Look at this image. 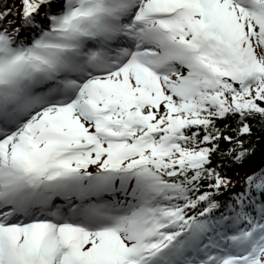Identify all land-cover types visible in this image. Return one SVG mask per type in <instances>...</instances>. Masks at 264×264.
<instances>
[{"label":"snow or ice","instance_id":"snow-or-ice-1","mask_svg":"<svg viewBox=\"0 0 264 264\" xmlns=\"http://www.w3.org/2000/svg\"><path fill=\"white\" fill-rule=\"evenodd\" d=\"M261 142L264 0H0V264H264Z\"/></svg>","mask_w":264,"mask_h":264},{"label":"trees","instance_id":"trees-1","mask_svg":"<svg viewBox=\"0 0 264 264\" xmlns=\"http://www.w3.org/2000/svg\"><path fill=\"white\" fill-rule=\"evenodd\" d=\"M256 135L259 136L260 133L257 132ZM253 139L255 140V137H253ZM262 166H264V142L258 144L255 154L250 156L244 162L242 167L229 170L228 175L233 179L234 182H236L239 181L246 171L255 170Z\"/></svg>","mask_w":264,"mask_h":264}]
</instances>
